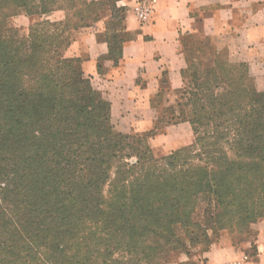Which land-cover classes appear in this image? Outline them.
<instances>
[{"label": "trees", "instance_id": "16d2710c", "mask_svg": "<svg viewBox=\"0 0 264 264\" xmlns=\"http://www.w3.org/2000/svg\"><path fill=\"white\" fill-rule=\"evenodd\" d=\"M99 2L0 0V264H169L223 233L249 240L264 218V91L243 63H187L179 117L205 131L156 156L149 133L113 126L63 54ZM58 9L64 19L32 22L25 43L3 37L9 17ZM107 26L117 52L123 36ZM188 70L202 75L186 84Z\"/></svg>", "mask_w": 264, "mask_h": 264}, {"label": "crops", "instance_id": "0c3cea01", "mask_svg": "<svg viewBox=\"0 0 264 264\" xmlns=\"http://www.w3.org/2000/svg\"><path fill=\"white\" fill-rule=\"evenodd\" d=\"M113 1L116 9L73 30L64 54L79 58L84 75L108 101L113 126L127 133H149L155 153L168 154L194 138L178 107L182 72L194 50L202 51L205 65H213L223 53L230 62L243 63L255 89L264 91V0H154L145 22L132 11L136 0ZM60 13L52 11L49 17ZM11 19L28 32V15L18 13ZM112 22L123 36L117 52H111L107 38ZM252 227L254 248L251 241L211 245L196 264H264V218ZM249 248L253 254H247Z\"/></svg>", "mask_w": 264, "mask_h": 264}, {"label": "rangeland", "instance_id": "374dc122", "mask_svg": "<svg viewBox=\"0 0 264 264\" xmlns=\"http://www.w3.org/2000/svg\"><path fill=\"white\" fill-rule=\"evenodd\" d=\"M111 1L112 0H100V2L95 6L94 11L91 15V18H93V16H95V14L96 15L99 14V18H100L107 11H110V7H111V3H112ZM58 10H61V9H58ZM20 13H23V12H20ZM50 13L44 14V15H38V14L28 15L30 17L29 21H31V23L35 22V21L41 22L43 20L62 21L65 17L64 11H63V14L60 13V15L53 16L52 18L49 17ZM70 15H72V12ZM11 18H13V16L9 17L7 19V25L3 31V37L7 40H14V43H17V44H13V45H18V43L22 40L25 43L28 40V36H27L28 32H26V31L23 32V31H21V29L14 26L11 23V20H12ZM72 20H74V17H72ZM46 31L48 32V29ZM73 34H74L73 30H71L70 31V38H72ZM63 36L65 38V33L63 34ZM223 55H224L223 58L216 59V60L225 62V65L223 67L230 68L231 71H233L235 73H238V72L242 73L243 72L244 68H241L240 65H236L233 62H230L228 59L225 58L226 55L224 53H223ZM203 57L204 56H203L202 51L194 50L193 53L191 54V57L189 58V63L192 64L193 65L192 67L196 68L197 70L198 69L202 70V68L211 67L212 65H205L206 61H203ZM192 71L193 70H188L187 73L185 74V79H184L185 81L184 82L186 84H190V82L193 78L192 76H194V75L195 76H198V75L201 76L202 75V71H199L197 74H194ZM182 87H183V84H182ZM95 90L97 91L98 95L101 96V94L98 92V90L96 88H95ZM190 90L191 89L189 87H187L185 89H181V91H179V93H178V102H181V103L185 102V99L183 97L190 96V93H189ZM195 131H196V133H195ZM195 131H194V137L202 134L205 131V128L201 125H197L195 128ZM130 134H133V133H130ZM147 137H149V134L147 135ZM153 153L156 156H162L163 155V154L155 153L154 151H153ZM254 237H255V231H254L253 227H252V235L249 236V238H248L249 240H242L241 242H238L236 238H233V236L228 235L226 233H223L218 237V239L216 241H214L209 246H206V245L189 246V248L186 250V251H188V255H186L185 252H177L176 254L173 255L169 264H196L197 263L196 260L198 259L199 261H201L202 260L201 256L203 255V252L205 250H207L211 245H215V244H217V245H228V244H230L233 246H239V245H241V243H243L245 241L253 242ZM246 252H247V254H253V248H249ZM184 256H188L191 259L188 261H180Z\"/></svg>", "mask_w": 264, "mask_h": 264}, {"label": "built area", "instance_id": "2783aa9c", "mask_svg": "<svg viewBox=\"0 0 264 264\" xmlns=\"http://www.w3.org/2000/svg\"><path fill=\"white\" fill-rule=\"evenodd\" d=\"M154 0H136L132 5V11L141 22L147 21L151 16L152 5ZM247 256L244 255L243 259H246ZM227 264H242L240 261Z\"/></svg>", "mask_w": 264, "mask_h": 264}]
</instances>
